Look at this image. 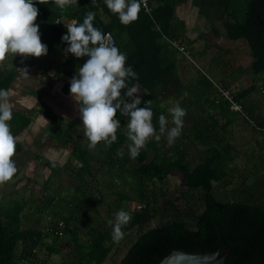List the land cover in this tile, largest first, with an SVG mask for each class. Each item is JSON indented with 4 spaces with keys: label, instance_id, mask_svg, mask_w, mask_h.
<instances>
[{
    "label": "trees",
    "instance_id": "16d2710c",
    "mask_svg": "<svg viewBox=\"0 0 264 264\" xmlns=\"http://www.w3.org/2000/svg\"><path fill=\"white\" fill-rule=\"evenodd\" d=\"M149 1L155 3L152 15L141 9L139 18L127 25L122 24L118 15L101 2L96 5L93 0H78L64 9H60L54 0L45 1L44 4L35 2L40 13L36 23L40 25L41 39L48 46V52L62 51L69 47L62 40V36L67 34V22L75 20L83 23L86 14L94 12V27L114 35L115 46L127 55L126 66H131L137 73L136 79L127 81L128 86H138L146 91L147 97L141 100L139 107H151L152 123L159 134V117L164 115L168 120L165 98L161 94L171 84L178 63L177 51L169 49L163 37L179 39L174 24L175 9L184 0ZM194 4L215 31L220 24L229 40L246 44L251 58L246 72L256 78L262 76L264 0H194ZM58 19L65 20L66 24H57ZM87 59H78L68 53L65 65L77 72ZM14 75L13 70L0 71V90L8 89ZM256 89V85L239 89L234 97L243 106L244 114L232 110L226 100L219 103L211 101L219 108L226 123L218 124L219 120H215V116L211 117V121L224 132L210 131L202 138L203 148L196 162L188 157L187 140L191 133H181L184 137H179L180 140L177 138L172 146L168 145L165 133L159 142L150 139L135 159L130 156L118 157L117 150L123 149L124 152L123 145L131 143L126 135L129 117L118 112L116 118L120 120L121 126L117 130V141L105 154L109 160L106 165L113 172V177L120 178L122 182L117 183L116 178L110 181V192L114 199L106 204L108 209L85 213L91 226L86 232L90 236L84 243L75 233L76 221L81 219L86 222L80 216L82 213L79 209L83 204L90 209H97L105 198L100 197V203H97L99 196H94L91 189L87 190L89 181L82 182L85 176L91 174L92 166L91 159L85 156L86 150L75 136L78 119L66 122L43 107L41 112L51 119L49 131L53 139L70 147L72 155L81 161L78 187H85L84 193L77 199L78 210L72 217L63 219L66 229L62 238L37 227L24 228L22 207L15 206L2 212L0 264H34V259L42 249L46 255L41 264H47L51 255L63 253L62 257L67 260L65 264H101L116 245L112 238L113 229L101 215L106 213L108 219H113L114 214L121 209L132 216L131 221L122 228L123 232H137L135 240L125 250L118 264H160L176 250L191 254L213 253L227 246L230 250L225 264H264V171L261 170L264 167V155L260 154L258 162L248 169L243 168L236 162L239 152L237 146L227 138L229 132L226 130L234 116H240L264 140L262 115H257L246 105L247 98ZM126 91L123 89L121 96L130 99L125 95ZM31 121L32 115L13 116L8 123L14 137L27 128ZM197 134L202 137L204 132ZM253 151L252 156H255L256 152ZM174 170L184 178V183L182 186L177 185L175 192L170 191L167 185L168 177ZM135 202L143 205L140 211L132 209ZM152 221L157 222L154 227H150ZM47 237L52 238L50 244L45 242ZM115 254L118 255V252L115 251Z\"/></svg>",
    "mask_w": 264,
    "mask_h": 264
},
{
    "label": "crops",
    "instance_id": "0c3cea01",
    "mask_svg": "<svg viewBox=\"0 0 264 264\" xmlns=\"http://www.w3.org/2000/svg\"><path fill=\"white\" fill-rule=\"evenodd\" d=\"M99 2L102 3L101 0L94 1L96 5ZM152 6L155 8V3ZM175 16L174 24L179 33L177 38L187 47L191 53V59L174 48L166 39L167 36L163 37L169 49L177 51L178 63L177 71L172 77V85H168L167 90L161 95L165 98L169 128L174 126L171 123L170 109L177 103L186 109L187 114L183 118L184 126L181 133H191L189 140L187 138L185 140L188 145V157L192 162H196L201 156L202 138H205L210 131L224 132L211 121V117L215 116L214 119L219 120L218 124L226 123L219 108L211 103L217 98L214 82H222L227 87L239 89L256 85L257 89L247 98L246 105L257 115L261 114L264 121V74L256 78L246 72L251 64L246 44L243 41L229 40L220 24L215 31L200 14L194 0H184L178 4ZM73 21L75 20L71 22ZM57 22L61 25L66 24L63 19H58ZM71 22L68 21L67 24ZM226 51H229V54H226ZM67 56L64 49L48 52L46 56L40 58L23 59L17 55L10 56L7 60V70L15 71L14 78L7 89L13 116L32 115V121L15 137L16 155L13 159L18 171L11 181L0 185V214L15 206L22 207V223H27L29 225L27 227H37L42 230L47 227L46 214L55 219H65L72 217L78 210L77 199L83 196V188H85L82 187L83 192H81L78 187L81 181L78 175L82 164L76 156L72 155L70 147L53 139L49 131L51 119L45 112H41V109L46 107L66 122L78 119L75 136L86 150L85 156L91 159L93 172V176H91L92 172L89 173L82 182L89 181L87 190L91 189L94 196H99L96 199L97 203H100V197L105 198L97 209L85 207L86 204L81 206L80 216L85 218L86 222H82L81 219L76 221L75 233L84 240L89 238L90 235L86 232L91 226L86 214L94 210L101 212L106 210L102 207L111 203L112 199L110 181L116 178L115 181L117 180L118 183L120 178L113 177V172L106 165V161L109 160L105 153L110 146L101 142L93 150L88 148L89 142L84 136L78 111L79 105L70 93V80L77 72L65 65ZM22 60L23 63H21ZM23 68L29 69L31 78L25 79L21 72ZM138 88L139 91L134 94L133 99L139 98L144 101L147 97L146 91ZM226 130L229 132L227 138L237 146L239 152L236 162L243 168L248 169L258 162L260 154L264 155V140L240 116H234ZM202 132H204L202 137L201 134H197ZM181 137L184 136L180 135ZM129 144L126 142L123 145L126 154L123 157L130 156ZM247 149H250L248 154ZM251 151L256 152V155L252 156ZM126 177L130 179L128 175ZM101 216L107 221H115V218L108 219L106 213H102ZM42 219L45 220V224H42ZM38 221L39 224H37ZM107 224L113 229L112 225L108 222ZM45 242L50 244L52 238H45Z\"/></svg>",
    "mask_w": 264,
    "mask_h": 264
},
{
    "label": "clouds",
    "instance_id": "9594fccd",
    "mask_svg": "<svg viewBox=\"0 0 264 264\" xmlns=\"http://www.w3.org/2000/svg\"><path fill=\"white\" fill-rule=\"evenodd\" d=\"M78 0H54V3L64 9L74 5ZM144 0H105L107 8L118 15L122 24H130L139 18V12ZM44 4L45 0H39ZM39 9L34 0H0V71L7 70V60L21 56L40 58L48 54V46L42 42L40 25L36 23ZM94 12H88L83 23L76 21L65 25L67 34L62 36L63 42L69 47L65 53L76 58L88 57L87 61L77 69V74L70 80V93L78 103L80 119L84 136L88 140L89 150L103 142L111 146L117 141V130L120 120L116 118L119 112L129 117L127 123V138L129 155L135 159L150 139L157 142L165 135L167 143L172 146L180 137L186 109L177 103L170 109L172 116L169 121L164 115L159 117V134L152 123L153 111L150 106L139 107L141 100L134 94L139 91L137 86H128L129 79H136L137 73L131 66H126L127 55L117 48L110 34L103 33L94 27ZM59 24V22H57ZM23 63V60L21 61ZM25 79L29 69H21ZM127 89L123 99L121 91ZM9 92L0 90V185L13 179L18 169L14 161L16 155V138L8 123L13 118L12 108L8 101ZM128 100H133L129 103ZM151 101L148 102V105ZM117 156L123 157V149L117 150ZM115 221L109 220L113 226L112 238L118 242L123 238L122 228L132 219L129 212L123 209L115 214Z\"/></svg>",
    "mask_w": 264,
    "mask_h": 264
},
{
    "label": "built area",
    "instance_id": "2783aa9c",
    "mask_svg": "<svg viewBox=\"0 0 264 264\" xmlns=\"http://www.w3.org/2000/svg\"><path fill=\"white\" fill-rule=\"evenodd\" d=\"M97 1V0H93ZM103 4L106 5L105 0H101ZM141 9L148 15H151L153 12V6L151 5L149 0H144V2L141 5ZM105 34H110L112 37V41L114 45H116V40L114 35L111 32H105ZM166 39L169 41V43L176 48L178 51H180L183 55H185L187 58L191 59V53L187 49L185 45L181 43L179 39H169L166 37ZM214 86L217 92V98L215 100L216 103L221 102L222 100H226L231 104V109L237 112H241L244 114L243 106L235 101L234 97L236 93L239 91L236 87H227L226 84L222 82H214ZM253 126H256V123L254 121L250 122ZM143 208L142 204H137L136 210L140 211ZM48 222L47 227L45 228V232H47L50 235H54L58 238H62L64 236V231L66 229V222L61 218H54L51 215H48ZM37 252L36 250L34 251ZM38 253V252H37ZM42 258L38 254V257L36 260L34 259V264H41Z\"/></svg>",
    "mask_w": 264,
    "mask_h": 264
},
{
    "label": "rangeland",
    "instance_id": "374dc122",
    "mask_svg": "<svg viewBox=\"0 0 264 264\" xmlns=\"http://www.w3.org/2000/svg\"><path fill=\"white\" fill-rule=\"evenodd\" d=\"M246 152H250V149H247ZM261 170L263 172L264 171V167L263 168L261 167ZM120 182H122V181H119L118 183H120ZM183 183H184L183 175L181 173H179L177 170L172 171L170 176L168 177V182H167L169 190L175 192V190L177 189V185L181 186ZM176 194L178 195V193H176ZM113 199L114 198H112V200ZM137 204H139V203L138 202L133 203L132 204V209L136 210ZM105 209H108V206L106 207V205H105ZM43 217H44V214H43ZM47 218H48V214H46V219H45L48 222ZM45 220H43V219L41 220L42 224H45ZM25 224L22 223V226L24 228H28L27 226H29V225H27V223H25ZM37 224H39V221H38ZM156 224H157L156 221H152L150 223V227H154ZM42 230H45V229H42ZM122 231H123V229H122ZM136 232H137L136 230H133L132 232H129L127 234H125L123 232L124 233L123 238L120 239L118 242L115 241L116 245L113 247L111 254L101 264H118L119 261H120L121 256L124 254L125 250L135 240ZM82 238L84 239V237H82ZM80 240L84 243V241L86 239H84V240L80 239ZM115 251L118 252V255L115 254ZM39 254H40V257L43 259V258H45L46 251L44 249H42L41 251H39ZM63 254H60V255L53 254V255H51L50 260H48L47 264H65V262L67 260L62 257Z\"/></svg>",
    "mask_w": 264,
    "mask_h": 264
},
{
    "label": "water",
    "instance_id": "95a60500",
    "mask_svg": "<svg viewBox=\"0 0 264 264\" xmlns=\"http://www.w3.org/2000/svg\"><path fill=\"white\" fill-rule=\"evenodd\" d=\"M230 247L219 252L191 254L180 250L173 251L160 264H225Z\"/></svg>",
    "mask_w": 264,
    "mask_h": 264
}]
</instances>
